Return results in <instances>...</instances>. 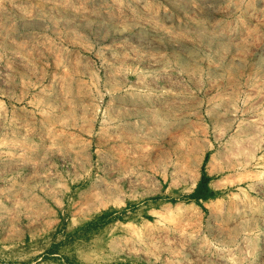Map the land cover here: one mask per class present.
<instances>
[{"label": "rangeland", "instance_id": "1", "mask_svg": "<svg viewBox=\"0 0 264 264\" xmlns=\"http://www.w3.org/2000/svg\"><path fill=\"white\" fill-rule=\"evenodd\" d=\"M0 264H264V0H0Z\"/></svg>", "mask_w": 264, "mask_h": 264}]
</instances>
